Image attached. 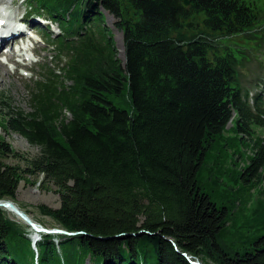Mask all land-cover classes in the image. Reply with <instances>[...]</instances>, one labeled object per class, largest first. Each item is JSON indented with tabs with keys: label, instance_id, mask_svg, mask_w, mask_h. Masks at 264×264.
Returning <instances> with one entry per match:
<instances>
[{
	"label": "trees",
	"instance_id": "trees-1",
	"mask_svg": "<svg viewBox=\"0 0 264 264\" xmlns=\"http://www.w3.org/2000/svg\"><path fill=\"white\" fill-rule=\"evenodd\" d=\"M28 4L60 26L49 45L65 60L41 65L32 111L1 94L3 127L40 150L26 157L0 134V200L30 215L18 188L43 174L42 187L53 182L61 204H39L40 215L80 233H41L34 248L32 229L0 207V264H264V97H250L241 83L247 47L224 40H256L264 7L257 0ZM105 12L123 32L124 61L102 26ZM258 39L264 44V32ZM124 95L130 108L113 100ZM245 195L253 201L244 217Z\"/></svg>",
	"mask_w": 264,
	"mask_h": 264
},
{
	"label": "rangeland",
	"instance_id": "rangeland-1",
	"mask_svg": "<svg viewBox=\"0 0 264 264\" xmlns=\"http://www.w3.org/2000/svg\"><path fill=\"white\" fill-rule=\"evenodd\" d=\"M257 1L262 5V7H264V1L263 2L261 0H257ZM2 5L8 6L16 18L22 15L25 11H27L28 14L48 16L45 13L42 14L31 13L33 12V10L28 4V0H0V6ZM90 14L91 17H94V12ZM204 16L205 15L203 14L202 19ZM38 20H39L38 18L34 19V24L37 23L36 26H42L39 24ZM197 20H201V17L198 18ZM44 21L45 22L49 21L50 23L49 24L50 26L48 25L46 32L49 34V36L45 37L44 39L43 34L39 33L38 35H36L37 38L35 39L34 42L37 46V48L35 49L36 53L34 55L28 54L29 57L33 59L28 60L24 56L16 55L15 52L13 59L10 58V54L0 57V65L2 66V68H0V97L1 94L4 93L5 95L9 96V101L14 107L21 108L25 111H32L31 95L35 89L34 83L36 81V77H39L41 75L42 72L41 65L57 67L59 65L61 66V59L62 61L65 60V58L57 55V51L52 49L53 46L49 45V43L50 44L53 43V38H54L53 36H55L56 38L58 37L56 36L59 33L57 24L51 21L50 19L47 20V17H44ZM115 22L116 19L114 18V16L108 12H105V21L102 24V26L105 24L111 28L112 34L114 35L117 55L120 59L124 61L125 53H124L123 32L115 26ZM199 28L201 29L202 27L199 26ZM263 32L264 29L261 27H259L257 31H255L258 38H260V33ZM258 38L256 40L247 39L245 34H241V35L232 36L228 39H224L225 41H229V43L235 46L236 48H238V46L240 48L247 47L245 51H247L248 54L250 55V59L248 61H245L244 65L240 66V80L244 89L249 90L250 97H253L259 92L264 95V44H263V40ZM258 42L259 44L257 45L256 43ZM55 54L57 56L53 57V55ZM67 83L69 84L70 81ZM29 89L31 91L30 93H29ZM113 100L115 101L116 104H118L122 108H130L129 97L127 95H124L122 98H114ZM2 114L3 112L2 113L0 112V134L3 137H5V139L12 144L15 150L21 153L22 155L26 157H32L38 154L40 150L38 146L31 145L29 141L22 135L12 131H7L3 127L1 121ZM232 125L233 122H230L227 128L230 129ZM5 162L8 164L19 163L23 166L25 165L24 161H20L18 158L15 157L6 158ZM241 166L243 168L244 165L242 164ZM42 179H43V174H40L38 178V182L36 184H32L22 180L18 188L17 200L19 204L25 206V208L30 211V217L35 218L34 219L35 222H37L44 228L51 230L54 229V227H57L58 225H56L51 220V218L40 215L37 206L39 204L44 203L47 204L48 206L56 208L60 206L61 198H60V194L56 192L58 187L53 182H50L49 190H46L44 187H42V183H41ZM31 180H34V178L32 177ZM225 180L226 182H230V179L228 177H226ZM250 190L251 193L254 194V198H256L258 196V190L255 187L251 188ZM245 197L248 199L249 203H246V205H244L243 210H239L241 215H243L244 217L247 214H249V212L251 211L252 208L251 202L253 201L251 200L250 196L245 195ZM7 210L12 219L28 225L23 219L16 217L13 213L9 211V209ZM28 226H29L28 227L29 231L31 229L33 231L32 233L29 234V237L33 243V235L35 231L30 225ZM85 264H93V263L88 260L86 261Z\"/></svg>",
	"mask_w": 264,
	"mask_h": 264
},
{
	"label": "water",
	"instance_id": "water-1",
	"mask_svg": "<svg viewBox=\"0 0 264 264\" xmlns=\"http://www.w3.org/2000/svg\"><path fill=\"white\" fill-rule=\"evenodd\" d=\"M190 2H191V0H184V5L188 6L190 4ZM0 207H4L6 209H8V208L9 209H13L39 235L41 233H63V234H67V235H76V234L80 233V232H70L68 230H64V229H61V228H54V229H51V230L47 229V228H44L43 226H41L40 224L35 222L34 219H32V217H30V215L28 213H26L23 209H21L15 201L10 200V199L9 200H0ZM141 233H145V231H142L139 234H141ZM39 235L38 236L33 235V237H35L37 239V238H39ZM33 243H34L33 245H36L34 239H33ZM34 248H35V246H34ZM184 255H186V254L184 253ZM191 263L192 264H204V263H202L200 261H191Z\"/></svg>",
	"mask_w": 264,
	"mask_h": 264
},
{
	"label": "bare ground",
	"instance_id": "bare-ground-1",
	"mask_svg": "<svg viewBox=\"0 0 264 264\" xmlns=\"http://www.w3.org/2000/svg\"><path fill=\"white\" fill-rule=\"evenodd\" d=\"M3 14L4 15H6L7 14V11H3ZM11 16H13V17H15L13 14H10ZM16 18V17H15ZM36 24L37 23H33V26L34 27H36ZM11 26H12V28L14 27V24L13 23H11ZM26 34V33H25ZM17 39H20L19 37L18 38H12V39H8V40H5L4 41V43H6V44H9V46L11 45V42L12 41H15V40H17ZM13 51V52H12ZM16 51V50H15ZM123 51V50H122ZM10 58H14V49L13 48H11V51H10ZM123 54V53H122ZM123 56V55H122ZM2 63V62H1ZM3 64V63H2ZM4 65V64H3ZM0 68H2V66L0 65ZM9 209V208H8ZM9 211L11 212V213H13L16 217H18V218H20V219H22V217L17 213V212H15L13 209H9ZM12 215V214H11ZM34 235H36V236H38L39 234L37 233V232H34ZM40 238H41V234L39 235V238H35V237H33V239H34V241H35V243H37L39 240H40ZM36 246V245H35ZM189 259V258H188ZM190 260V259H189ZM191 261V260H190Z\"/></svg>",
	"mask_w": 264,
	"mask_h": 264
},
{
	"label": "snow or ice",
	"instance_id": "snow-or-ice-1",
	"mask_svg": "<svg viewBox=\"0 0 264 264\" xmlns=\"http://www.w3.org/2000/svg\"><path fill=\"white\" fill-rule=\"evenodd\" d=\"M4 23V21L3 20H0V24H3Z\"/></svg>",
	"mask_w": 264,
	"mask_h": 264
}]
</instances>
